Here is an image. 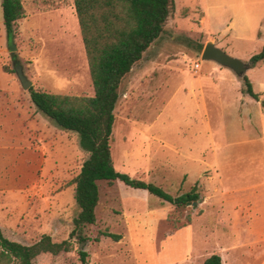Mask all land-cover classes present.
Returning <instances> with one entry per match:
<instances>
[{
  "label": "rangeland",
  "instance_id": "obj_1",
  "mask_svg": "<svg viewBox=\"0 0 264 264\" xmlns=\"http://www.w3.org/2000/svg\"><path fill=\"white\" fill-rule=\"evenodd\" d=\"M22 1L26 15L18 22L15 43L9 44L0 0V228L8 238L24 244L36 242L45 233L54 241H62L69 237L79 212L74 179L87 153L81 149L76 133L61 129L42 112L51 123L41 115L38 127H30L26 116L34 118L38 109L15 67L21 64L33 86L47 92L93 95L94 89L74 0ZM200 4L201 0H176V10L162 36L125 78L115 110L112 156L118 171L154 182L174 196L190 191L195 184L184 178V172L192 175L198 171L201 175L197 187L200 199L195 205L177 208L150 195L151 204L162 208L164 216L157 241L149 244V252L138 264H163L173 258L164 238L193 223L195 215L204 210L200 204L212 193L210 180L215 170L211 163L216 150L226 152V134L232 136V127L238 123L216 113L220 94L216 86L224 84L237 94L240 87L233 70L201 58L204 45L213 39L205 36L198 22ZM214 41L230 54L249 61L262 48L264 37L249 44L220 35ZM196 62H201L199 69ZM247 75L264 97V62L252 66ZM239 101L244 103L240 94ZM250 109L252 120L256 111L260 114V123L253 122V127L262 134L264 112L260 101L252 103ZM186 152L200 155L202 161L185 157ZM262 164L260 159H253L252 174L237 180L261 181ZM98 183L97 219L84 230L87 240L76 237L73 251L57 256L42 254L34 264H83L80 249L89 253L86 264H137L128 247L103 235L112 229L120 231L118 226L112 228L104 222L109 215L107 204H111L110 215L118 211L123 195L118 187L123 183ZM260 201L264 211V194ZM236 237L231 243L245 239L237 230ZM174 243H178L177 237ZM248 253L247 249H236L224 253V257L234 264H255Z\"/></svg>",
  "mask_w": 264,
  "mask_h": 264
},
{
  "label": "trees",
  "instance_id": "obj_2",
  "mask_svg": "<svg viewBox=\"0 0 264 264\" xmlns=\"http://www.w3.org/2000/svg\"><path fill=\"white\" fill-rule=\"evenodd\" d=\"M74 5L94 94H58L34 86L30 87L29 93L38 111L61 129L76 133L81 149L87 153L74 179L79 212L69 237L62 241H54L50 234L45 233L36 242L24 244L8 238L0 228V264H34V260L42 254L57 256L73 251L76 237L86 241L84 230L97 219L96 207L100 199L98 182L101 180L109 184L120 181L132 188L145 189L177 208H185L188 203L200 199L197 183L190 191L174 196L154 182L118 171L112 156L117 123L115 110L122 96L123 82L144 59L146 51L162 36L176 10V0H74ZM2 13L7 40L9 44H14L18 22L26 15L23 1L2 0ZM249 62L252 66L264 62V45L250 57ZM241 79L243 92L261 100L264 111L262 94L255 91L247 74ZM103 235L116 241L121 239L120 234L108 231ZM79 253L82 263H88L89 253L84 249H80ZM203 264H223L222 257L217 253L211 254Z\"/></svg>",
  "mask_w": 264,
  "mask_h": 264
},
{
  "label": "crops",
  "instance_id": "obj_3",
  "mask_svg": "<svg viewBox=\"0 0 264 264\" xmlns=\"http://www.w3.org/2000/svg\"><path fill=\"white\" fill-rule=\"evenodd\" d=\"M200 7L202 11L197 16L198 22L205 36L213 41L215 36L220 35L249 44L257 43L264 37V0H201ZM261 44L264 45V42ZM218 47L223 49L222 45ZM224 75L231 79L229 74ZM236 75L240 87L238 94L230 92L224 84L216 86L220 93L216 113H222L224 117L233 118L238 123L232 127V136L230 132L226 134V141L229 143L226 152H218L217 149L211 163L215 170V175L210 180L213 185L212 193L200 204L204 210L195 215L193 223L177 232L167 233L163 243L169 244L168 253L173 258L163 264H203L204 260L214 253L222 257L223 264H234L231 259L224 257V253L236 249H247L255 264H264V211L263 205L260 204L264 194V177L261 181L252 183L237 180L252 174L253 159H260L264 165V130L259 134L253 127V122L260 123V114L256 111V118L252 120L250 106L258 100L243 92L242 76ZM239 94L244 103L239 101ZM41 115L46 122L51 123L38 111L34 118L26 116L30 127H38ZM247 147L250 151H242ZM184 155L195 159L194 161H202L200 155L189 152ZM185 177L198 184L201 175L198 171L192 175L184 172ZM127 187L130 186L124 183L119 185L123 195L118 204V211L115 216L110 215L111 204H107L109 215L104 223L112 224V228H120V231H110L121 235L120 240L114 241L128 247L129 255L138 264L141 256H146L149 252V244L157 241L159 223L164 211L158 205L151 204V194L147 190ZM208 221L211 223L208 224ZM236 230L243 232L245 239L240 243H231L237 238ZM176 237L178 243L172 244Z\"/></svg>",
  "mask_w": 264,
  "mask_h": 264
},
{
  "label": "water",
  "instance_id": "obj_4",
  "mask_svg": "<svg viewBox=\"0 0 264 264\" xmlns=\"http://www.w3.org/2000/svg\"><path fill=\"white\" fill-rule=\"evenodd\" d=\"M202 60H213L222 66L228 67L232 69L239 76H244L247 74V71L252 68V64L249 61H244L243 59L233 56L218 47L213 40H209L206 42L202 56ZM15 71L19 79L21 80L22 86L29 90L31 86H33L30 78L25 74L24 68L21 64H17L15 67ZM197 202L188 203V205H195Z\"/></svg>",
  "mask_w": 264,
  "mask_h": 264
},
{
  "label": "built area",
  "instance_id": "obj_5",
  "mask_svg": "<svg viewBox=\"0 0 264 264\" xmlns=\"http://www.w3.org/2000/svg\"><path fill=\"white\" fill-rule=\"evenodd\" d=\"M200 67V62L195 63V68L198 69Z\"/></svg>",
  "mask_w": 264,
  "mask_h": 264
}]
</instances>
